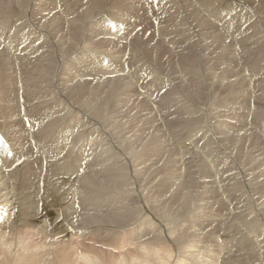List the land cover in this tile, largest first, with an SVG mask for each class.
Instances as JSON below:
<instances>
[{
	"label": "bare ground",
	"instance_id": "1",
	"mask_svg": "<svg viewBox=\"0 0 264 264\" xmlns=\"http://www.w3.org/2000/svg\"><path fill=\"white\" fill-rule=\"evenodd\" d=\"M155 1L31 0L27 7L29 0H0V132L13 151L11 159L0 154V264H173L169 258L174 259V256L168 258L164 250V254L146 250L145 245V250L140 248L141 255L139 248L136 250L139 257L127 251L130 256L125 252L117 256L108 254L110 260L104 261L91 253L84 244L85 239L98 235L100 226L123 230L150 216L143 201L142 215L131 223L120 221L121 193L139 197L146 194L156 212L162 211L163 215L189 212L195 203L194 193L181 183L176 184L175 198L171 201L161 198L163 194L156 191L158 186L152 187L159 178L154 169L149 172V177L153 175L154 178L141 186L135 178L122 182L115 168L126 163L129 170L131 167L134 170L139 165L136 157L148 149L156 153L154 156L166 155V160L173 157L168 144L176 139L175 133L162 135L161 122L157 126L155 120L158 118L152 116V108L156 107L154 97L166 88L173 76L168 74L167 67L177 59H190L189 62L201 59V42L205 47L209 41L216 42L219 50L215 49L220 52L216 54L217 59H230L231 62L238 55L241 59L246 51L252 62L259 56L256 55L258 49L262 48L264 56V30L259 25L258 31H252L255 29L252 23L259 15L255 14L257 9H250L249 0H158L157 4ZM261 9L259 12L264 11V5ZM107 18L123 23L125 32L121 34L104 27ZM47 34L49 45L42 52L39 46L47 41ZM210 54L207 55L211 58ZM105 57L110 62L103 67ZM189 62L186 64L190 65ZM195 64L198 69L202 66L200 60ZM229 66L230 63L227 69ZM244 66L241 68L245 69ZM226 70L225 73L230 71ZM242 71L236 76L245 75ZM232 77L229 78L232 80L235 76ZM256 86L250 85V96L257 106L264 108V98L257 95ZM183 93L178 95L180 100ZM176 142L179 156L185 158V150L193 142L179 138ZM250 147L260 150L261 144L254 140ZM17 162L20 163L15 165ZM108 168L115 175L109 173ZM176 179H164L161 186L171 187ZM175 200L180 201L179 204ZM110 212H115L114 218L119 219L105 218ZM157 224L166 234L172 230V226L167 229L160 220ZM95 225L99 226L90 227ZM255 240V246L264 249L263 241ZM164 242L160 244H166ZM171 243L168 244L173 248ZM170 248L168 250L173 252Z\"/></svg>",
	"mask_w": 264,
	"mask_h": 264
},
{
	"label": "rangeland",
	"instance_id": "2",
	"mask_svg": "<svg viewBox=\"0 0 264 264\" xmlns=\"http://www.w3.org/2000/svg\"><path fill=\"white\" fill-rule=\"evenodd\" d=\"M11 1H14V0H11ZM30 1L31 0H29V2L27 3V7ZM249 1L252 2L253 0H249ZM251 2H249L250 9H253V10L257 9L255 14L256 16L259 15L257 16V21H255L256 23L255 22L252 23L253 27H255V29L252 28L254 29L252 31L253 32L258 31L260 26L264 30V28L262 27L264 26L263 25L264 24V17H263L264 11L259 12V10H262L261 7L262 5H264V0H255L253 1V4ZM259 2H261L262 5H260ZM26 11H27V8H26ZM5 15H9V14H5ZM49 38L50 37L47 34V41L44 42L42 46H39L42 52L44 49L48 47ZM208 43L210 47L209 45L205 46L207 50L206 51L205 47H203L204 44L201 42V49L203 48V50H201V59H197V60L191 59L193 63L189 62L190 59H185V60L177 59L176 62H173V63L171 62L173 65H170L172 67L170 66L167 67V72L169 75L171 76L173 75L172 78L174 81L173 80L171 81L172 78L170 77V83H168L165 86L166 88L162 90V92H160L159 94H157V96L154 97V100H155L154 105L156 107L152 108V111H153L152 116L154 117V119L158 118L156 119L157 121L155 120L156 125L157 123L161 122L159 123L161 134L163 135V134L174 132L175 133L174 135L176 136V139L171 140L168 144V149L171 151V155H173L172 157L173 159L171 158V159L166 160V157H167L166 155H163L162 157H159L157 155L154 156L153 154L155 152L149 151L148 149L147 151H145L146 153L142 152L138 157H136L137 159H139L138 167H134V170L136 172L132 170L133 169L132 167L129 170L130 166L127 167L126 163L118 164L117 165L118 167L116 166L115 168L118 174L120 175L122 182L126 180L130 181L131 178H135V180L141 186L147 185L151 181V179L154 178L153 175L149 177V172L154 169L158 173L159 178H158V181L152 185V187L154 188H156L157 186L159 187L156 191L157 193L163 194L161 195V198L168 199V200L172 199L171 201H173L175 198L174 190H176V184L181 183L185 189L189 190L192 194L194 193L193 194L194 199H195L194 206L191 209H189V212L188 210H186L184 212H181L180 214L178 213L179 216H177L178 214L176 215L175 213L163 215V213H161L162 211L160 213L156 212L151 198H148L146 194H144L143 197L141 196L139 197L136 195L130 196L126 192L121 193L120 195H122V197L120 199L122 200V203H121L122 210L120 211L121 216L119 218H121L122 220L120 221H123V222L128 221L127 223H131L139 215H142L141 213L143 210V201H144L145 207L148 209L150 216L148 218H145L144 220H142L141 217L138 218L139 220L140 219L141 220L137 221V223H135L134 225L128 228H125L123 230H118V228L100 226L101 229L98 235H94V236L88 237V239H85L86 243L84 244L91 251V253L97 255L99 258L103 259L104 261L110 260L108 254L117 256V254L124 253V252L125 254H127V256H130V253H132L134 257L135 255L136 257H139L137 256L138 255L137 252L139 251L141 255L142 251L147 248L146 250H151V251L156 250V252H159L162 254L166 252L165 255H167L168 258L169 256L170 257L174 256L175 257L174 259L173 257H171L172 259L169 258V260L173 262V264H176V263L177 264H227L228 262L230 264H233V263L235 264L236 262H237L236 264H264V261H263L264 256H260L264 254V249L259 250L257 246H255L256 244L253 243V242H256L255 239H257L258 241L262 240L263 241L262 244H264V181H263L264 179V152H263V149H264V112H262L264 111V108H260V106H257V104L252 101V96H250V89H249L251 84L252 85L255 84V86L257 84L256 93L258 96L264 98V95H263L264 90L262 91V89L264 88V66H262V64H264V56H262L263 51H261L262 48H260V50L258 49L257 50L258 53H256V55L258 56L259 54V56L261 57L258 56L256 59H253L252 62H251L252 57L250 56L249 58V55L246 56L247 53L246 51H244L243 53L245 54L243 55L242 53V56H243L241 58L242 60L240 59L241 55L240 57L239 55L235 57L236 59H233L234 57H232L233 60L231 59L232 60L231 62L235 64L234 66H232L233 63L230 62V59L229 60L217 59L216 56L218 55V52H219V51L217 52V50L219 49L216 46V42L213 43L212 41L211 42L209 41ZM212 43H213V47H212ZM207 54H210V56L212 55L211 58ZM205 55L209 59L205 57ZM239 59L241 62L243 61V63H241ZM199 60H200V65L202 66H200L198 69V66L195 63L198 62ZM206 60H209V61L207 62ZM213 60L215 61L216 64L213 62ZM220 60L223 61L225 64L227 63L226 66L223 62L220 63ZM245 60L247 61L249 60V62ZM257 60H259L258 62L260 64L256 62ZM187 62L191 63L190 64L191 66L189 64H186ZM228 62L230 63V66L232 67L230 68L229 66L228 68L230 69L231 72L227 71L228 70L227 67L229 64ZM220 64L222 68L220 67ZM255 64H256V67H255ZM183 66H185L184 70L182 69ZM243 66L246 68L245 69L241 68ZM206 67L208 68L207 70L205 69L207 72L204 71V68ZM258 67L260 69H258ZM185 68L187 69L185 70ZM219 68H220V71H219ZM161 70L163 69L161 68ZM210 70H211V73H210ZM224 70H226L227 73H225ZM171 71H173L174 74ZM179 71L180 72L183 71V73L184 72L185 73L182 74V72L180 73ZM197 71H201L200 72L201 74ZM241 71L242 72L245 71V75L237 77L236 75H238L239 72ZM186 72L189 73L188 74L189 76L187 75ZM214 72H216L217 75ZM229 72L231 73L230 75H228ZM218 73L220 76L218 75ZM221 75H223L222 77L224 79L221 77ZM218 76L220 78H218ZM227 76L229 77L235 76L234 78L232 77L233 78L232 80L234 82L231 80V78L229 77L227 78ZM184 78L186 79L183 80ZM190 79L193 82L195 79V82L193 83L189 81ZM197 79H200L202 83L199 82L200 80H197ZM221 79H223L225 82H223V80ZM226 79L227 80L229 79L230 81H227ZM236 80L241 85H239V83ZM179 81H181V83ZM241 81H243V84L241 83ZM215 82H217V84ZM209 84L211 87L213 85V87L211 88ZM218 84L219 85L222 84L221 87ZM230 86H232V88ZM206 88L208 89L210 88V90ZM242 88L244 89L241 90ZM171 89L173 91H171ZM202 90H204V92L207 90L208 91L203 93ZM170 92L172 93L175 92V93L172 94ZM195 92H197L196 95H195ZM168 93L169 95L170 94L172 95L169 96ZM179 93H183V99L181 100L178 97ZM248 93L249 95H246ZM198 95L201 97H199ZM195 96L199 97V100L198 99L196 100ZM189 98H191V100ZM183 101H185L184 102L185 104H183ZM189 101L191 103H189ZM45 104L47 103H44V105ZM202 104H204V108L201 107L203 106ZM201 108H203V110ZM162 112L164 113V115H162L163 114ZM259 112H261L260 115H259ZM158 115L163 116V117H159ZM165 115L167 118L165 117ZM190 115L192 116V118L190 117ZM176 117L179 120L176 119ZM194 117L195 119H193ZM183 118H185L184 121H183ZM200 118H203V119L201 120ZM173 119H174V122H173ZM176 123H179L180 125ZM194 128H196L197 130L192 131V129ZM230 132L232 134H230ZM178 138L182 140L185 139L187 140V142H193L192 146L189 149H187V151L185 150V153H187L185 155V158H183L184 156L183 157L179 156L180 150L176 142ZM235 138H237L238 140L237 139L234 140ZM241 139L244 141H242ZM254 140L255 141L257 140L261 144V149L259 148L260 150L255 149L257 147L253 149L250 147L252 146V142ZM196 144L198 145V147L196 146ZM239 149L241 152L239 151ZM241 149H243V151ZM249 151L251 153H249ZM249 154L251 155V157ZM150 155H153L154 157ZM248 155L250 158L248 157ZM255 156L257 158H255ZM187 158L190 161L186 160ZM159 160L160 162H158ZM153 161H155V163ZM168 161H171V162H168ZM168 163L169 165L167 166L166 164ZM187 165H190L191 169L188 168L189 166ZM109 168H108L109 173L115 175V173L112 172ZM191 173H192V176H191ZM193 175H195L196 177ZM172 177L177 178L176 183L173 186L168 187V188L161 186L162 180L167 179V178L172 179ZM210 183L212 184V186ZM234 185H236V187ZM217 187H219V189ZM194 190L197 192H194ZM212 190H215L216 192ZM207 191L209 193H207ZM196 193L198 194L197 196H196ZM211 194H213V197L210 196ZM175 201H176V204H179L180 202L177 200ZM219 201L221 204L219 203ZM205 202H207L208 204H206ZM209 203H212V205L211 204L209 205ZM207 208L210 210L207 211ZM155 216L157 218H154ZM97 217H100V216H97ZM114 217H115V212H110L108 213V216L105 218H113V219L118 218V217L116 218ZM177 218L179 219V221ZM159 220L161 224H165L167 229L171 228L172 226V230H169V232H167L166 234L161 229V227L157 224ZM225 225L230 231L226 228ZM96 226H99V225L90 226V227L96 228ZM221 230H223L224 232ZM211 231L213 232L211 233ZM236 232H238L237 235L233 234L234 235L233 236L232 233L236 234ZM219 233L220 235H222V237L218 235ZM173 237H176V238L172 239ZM222 238H224L223 241L225 242L222 241ZM151 240L152 242H150ZM154 241L156 242L155 244H154ZM140 242H141V245H140ZM161 242H164L166 244L162 243L163 244L162 245L160 244ZM167 242L169 244L172 242L171 244L173 248ZM115 243L117 244L116 247H114L115 245H113ZM144 245L146 248L145 247L143 248ZM168 245L172 248L173 252L175 251L174 254L173 252L168 250V248H170ZM166 246H168V248H166ZM138 248L139 250L136 251ZM140 248L141 249L143 248V250L141 251ZM219 250H222V251L218 254ZM127 251L128 252L132 251V252L128 254L126 253ZM174 260L175 262L176 261L177 262L175 263ZM229 260H231V262ZM226 261L228 262L225 263Z\"/></svg>",
	"mask_w": 264,
	"mask_h": 264
}]
</instances>
